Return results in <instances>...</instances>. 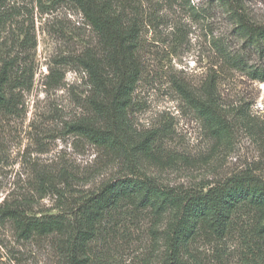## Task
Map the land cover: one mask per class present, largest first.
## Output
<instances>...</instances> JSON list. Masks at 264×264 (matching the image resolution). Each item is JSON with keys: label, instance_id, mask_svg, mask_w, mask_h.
<instances>
[{"label": "rangeland", "instance_id": "1", "mask_svg": "<svg viewBox=\"0 0 264 264\" xmlns=\"http://www.w3.org/2000/svg\"><path fill=\"white\" fill-rule=\"evenodd\" d=\"M126 1L139 28L141 74L125 133L130 144H146L141 169L170 186L199 187L245 170L264 180V81L250 75L264 69V52L245 45L223 3ZM240 2L251 21L264 24V0ZM94 43L69 0L0 6V67L12 59L21 76L0 109V203L55 214L124 172L121 159L68 132L70 123L93 117L83 109L90 87L76 57ZM40 175H50L55 187L40 183ZM168 220L166 212L122 205L90 243L91 264H159ZM262 225L264 208L244 205L224 239L196 241L192 259L264 264ZM59 240L21 239L0 221V264H64Z\"/></svg>", "mask_w": 264, "mask_h": 264}, {"label": "trees", "instance_id": "2", "mask_svg": "<svg viewBox=\"0 0 264 264\" xmlns=\"http://www.w3.org/2000/svg\"><path fill=\"white\" fill-rule=\"evenodd\" d=\"M6 1L0 0V6ZM69 1L91 29L95 43L76 57L77 66L86 75L90 87L83 109L94 118L77 119L69 124L68 132L121 159L124 172L105 179L86 196L71 202L69 208L64 206L55 214H30L18 205L3 201L0 221H9L21 239L59 237L64 264H91L89 245L112 211L127 205L157 214L166 212L169 220L159 264H196L192 254L198 239H224L233 215L244 205L264 208V180L245 170L212 184L182 187L161 184L142 170L139 154L145 153L146 144H130L125 133L132 94L141 74L137 21L128 18L126 0ZM214 1L228 6L236 23V33L245 45L264 52V24L251 21L240 0ZM11 61L4 60L0 67V109L9 106V86L19 84L21 78L13 70ZM226 61L236 66L232 58ZM250 70L252 79L264 81V69ZM211 78L216 87V76ZM39 181L55 187L50 175H40ZM54 191L62 196L60 190L54 188ZM258 233H264V225Z\"/></svg>", "mask_w": 264, "mask_h": 264}]
</instances>
